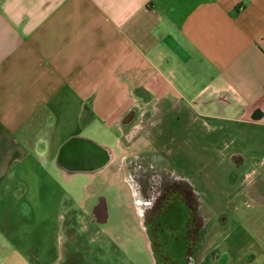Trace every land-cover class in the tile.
I'll use <instances>...</instances> for the list:
<instances>
[{
  "label": "crops",
  "instance_id": "0c3cea01",
  "mask_svg": "<svg viewBox=\"0 0 264 264\" xmlns=\"http://www.w3.org/2000/svg\"><path fill=\"white\" fill-rule=\"evenodd\" d=\"M186 95L264 129V0H0V190L41 157L70 179L60 152L85 128Z\"/></svg>",
  "mask_w": 264,
  "mask_h": 264
},
{
  "label": "rangeland",
  "instance_id": "374dc122",
  "mask_svg": "<svg viewBox=\"0 0 264 264\" xmlns=\"http://www.w3.org/2000/svg\"><path fill=\"white\" fill-rule=\"evenodd\" d=\"M144 98L119 124L97 122L82 131L109 149L112 160L103 171L69 179L46 164L45 157L37 179L26 178L27 184L17 179L12 190H0V264H61L72 250L78 252V264H130L128 250L135 245L141 263L149 264L125 170L137 152L157 146L177 158L189 156L196 172L204 167L201 179L212 205L206 212L214 225L196 253V264H209L213 258L217 263L224 247L243 244L244 252L231 264H264V129L239 121L233 111L228 117L222 114L230 119L213 118L220 109L212 97L204 103L186 95L183 102L157 105L149 103L152 97ZM238 155L245 165L237 169L233 157ZM252 172L249 181L246 175ZM101 194L109 195L115 219L107 226L87 227L86 202Z\"/></svg>",
  "mask_w": 264,
  "mask_h": 264
},
{
  "label": "flooded vegetation",
  "instance_id": "af4514ba",
  "mask_svg": "<svg viewBox=\"0 0 264 264\" xmlns=\"http://www.w3.org/2000/svg\"><path fill=\"white\" fill-rule=\"evenodd\" d=\"M157 147L137 152L125 170L134 194L138 227L142 228L149 249V264H196V253L205 246L206 232L214 225L211 213L206 212L211 203L201 179L204 167H198L200 171L196 172V167L189 164V156L177 158L164 147ZM233 158L234 166L239 167L242 158ZM111 160L112 156L99 170L71 173L95 175L106 169ZM109 203L108 194L90 198L83 223L87 227L112 224L115 217ZM218 218L220 222L225 220L220 215ZM138 246L128 250L130 264H142ZM72 251L61 264H78V252Z\"/></svg>",
  "mask_w": 264,
  "mask_h": 264
},
{
  "label": "water",
  "instance_id": "95a60500",
  "mask_svg": "<svg viewBox=\"0 0 264 264\" xmlns=\"http://www.w3.org/2000/svg\"><path fill=\"white\" fill-rule=\"evenodd\" d=\"M130 117L126 121H130ZM109 149L94 142L72 139L66 143L60 152V164L67 170L81 172L104 168L110 161Z\"/></svg>",
  "mask_w": 264,
  "mask_h": 264
},
{
  "label": "trees",
  "instance_id": "16d2710c",
  "mask_svg": "<svg viewBox=\"0 0 264 264\" xmlns=\"http://www.w3.org/2000/svg\"><path fill=\"white\" fill-rule=\"evenodd\" d=\"M43 159V158H42Z\"/></svg>",
  "mask_w": 264,
  "mask_h": 264
}]
</instances>
